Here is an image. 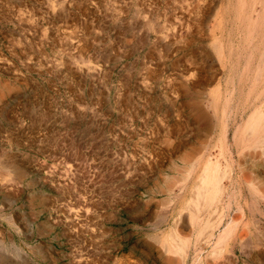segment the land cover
Segmentation results:
<instances>
[{
	"label": "rangeland",
	"instance_id": "1",
	"mask_svg": "<svg viewBox=\"0 0 264 264\" xmlns=\"http://www.w3.org/2000/svg\"><path fill=\"white\" fill-rule=\"evenodd\" d=\"M259 63L264 0H0V255L88 264L98 239L108 264H264V241L233 240L264 229V200L196 202L183 172L237 174L224 121ZM245 197L262 212L246 227Z\"/></svg>",
	"mask_w": 264,
	"mask_h": 264
},
{
	"label": "bare ground",
	"instance_id": "2",
	"mask_svg": "<svg viewBox=\"0 0 264 264\" xmlns=\"http://www.w3.org/2000/svg\"><path fill=\"white\" fill-rule=\"evenodd\" d=\"M262 65L263 64L261 63L255 66L247 64L242 68L243 72L234 83L236 84L234 94H237L239 99L234 101L233 98L230 97V101L238 108V110H240V114L235 113L228 117V120L230 121L229 126H227V115L226 120L223 118L226 127L223 136L225 140H228L226 130L233 129L234 132L233 137H230L232 138L231 151L236 153L235 156L238 161L237 167L235 166L237 174L233 172L234 170H229L228 172L226 170L227 173L223 172L220 159L212 160V158H208L206 161H197L198 165L195 168L193 163L188 162L183 170L185 173L184 181H187L189 178L191 180V191L193 194L195 193V197L192 195L191 197H193L196 202L206 196L211 199L209 203L210 205L216 199L218 193H229L230 187L238 188L239 193H248V195H250V193H257V195L264 200V170L261 169V167H264V67H261ZM225 70H228L225 72H231L233 67H230L229 69L226 68ZM258 84H261L263 87L257 89ZM243 86H246L245 90V87L243 88ZM213 103L215 105L214 108L212 104V108H214L213 113H206L205 111H202L200 107L197 114L198 121L204 120L208 131L215 130L219 124V120L222 118L218 110V104L216 102ZM238 120H243L239 127L237 126ZM256 152L258 153L255 154ZM219 156H222V153H219ZM252 205L256 207L258 212L261 211L255 201ZM252 205L248 204L247 198L244 200V210H246L247 213L246 219L244 220L245 216L244 218L243 216H236L233 218L235 225L243 223V226L246 227L253 224L254 208ZM262 211L264 212V210ZM203 213L204 212H202V214ZM259 214L262 216V212ZM207 215L209 214L207 213ZM243 233L234 235V242H243L247 240L254 244L264 241V229H258L257 234L254 235H245V233ZM217 240L220 241L219 239ZM3 250L4 253H6L8 250L13 249L6 250L4 248ZM16 250L17 258L15 260L10 259L8 256L0 255V264H28L26 259L20 254V250ZM184 253L186 252H180L182 258L184 257ZM256 256L257 259L260 256L262 257L260 253H257Z\"/></svg>",
	"mask_w": 264,
	"mask_h": 264
},
{
	"label": "crops",
	"instance_id": "3",
	"mask_svg": "<svg viewBox=\"0 0 264 264\" xmlns=\"http://www.w3.org/2000/svg\"><path fill=\"white\" fill-rule=\"evenodd\" d=\"M56 239L59 240V238H56ZM97 241H98V239H96V240L88 239V243H87L88 244V249L85 250L86 256L88 258V264H108L107 262H109V260L111 259L110 252L108 250H106L101 245L104 242L103 240H99L98 241V243L100 244L101 249H97V248H96V250L92 249L93 244H94V247H95ZM61 242H60V244H62ZM37 251H39V250L37 249ZM59 253L61 255L67 254L66 251H63L62 249H61V251H59ZM97 255H99V256H97Z\"/></svg>",
	"mask_w": 264,
	"mask_h": 264
}]
</instances>
